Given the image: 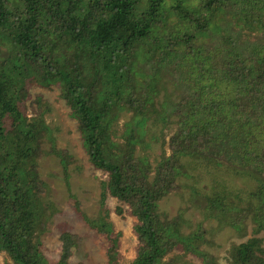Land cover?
Here are the masks:
<instances>
[{"label": "trees", "instance_id": "obj_1", "mask_svg": "<svg viewBox=\"0 0 264 264\" xmlns=\"http://www.w3.org/2000/svg\"><path fill=\"white\" fill-rule=\"evenodd\" d=\"M138 2L0 0V31L14 45L17 61L0 70V251L13 264H67L81 240L62 228L57 259L48 262L42 253L40 236L54 207L37 158L43 139L52 136L43 117L46 107L29 92L35 84L58 88L89 163L105 174L97 214L87 216L77 201L74 210L104 237L106 264H119L120 258V232L106 220L107 195L124 204L115 207L117 214L135 218L130 264H167L164 256L179 248L215 264L199 248L205 232L200 224L184 234L181 213L168 217L158 209L159 200L179 188L180 176L201 168L252 180L253 187L244 190L230 186L227 191L220 184L200 200L205 216L216 219L218 227L229 226L243 237L251 226V236L230 244V262L264 264L257 236L264 230V0H199L194 10L173 7L187 28L181 35L166 36L161 55L168 58L167 65L173 64L168 60L175 53L193 52L198 32L212 31L218 39L206 49L212 70L202 73L196 67V76L193 64L183 65L187 72L181 77L190 80L193 74L202 85L181 91L172 104H160L162 111L147 84L137 86L133 68L139 48L147 57L156 42L149 45L147 39L155 33L162 0H142L141 8ZM251 31L255 39L248 38ZM122 111L130 115L116 140ZM148 120L176 124L167 139L169 152L161 151L154 165L137 149L144 143ZM49 152L64 167L71 159L61 149Z\"/></svg>", "mask_w": 264, "mask_h": 264}, {"label": "rangeland", "instance_id": "obj_2", "mask_svg": "<svg viewBox=\"0 0 264 264\" xmlns=\"http://www.w3.org/2000/svg\"><path fill=\"white\" fill-rule=\"evenodd\" d=\"M138 1L141 8L142 0ZM198 1L162 0L155 33L147 39L149 45L152 40L156 42L148 48L149 55L147 57L143 55L142 47H140L134 59L133 68L137 86L147 84L150 98L154 102L157 100L154 105L160 111L163 110V104H172L181 91L191 92L197 86L202 85L203 82L198 81H202V79L197 80L195 77L198 75L196 67L200 68L202 73L212 70L207 62L208 58L206 59L208 44L218 39L212 31L198 32L196 40L192 44L194 45L193 52L190 51L185 56L181 52L175 53L168 60L173 62L171 65H167L164 60L168 58H163L161 55V48L165 43L166 36L171 35L173 38L175 35H181L187 28L174 12L173 7L178 4L186 10H194ZM218 22L221 26L222 20L219 19ZM231 34L233 35L234 32ZM255 35L256 32L251 31L248 38L255 39ZM197 49L198 51H196ZM15 51V47L7 35L0 31V70L17 63ZM190 64L194 65L192 73L195 75H191L193 79H183L180 75L181 72H187L183 65ZM177 78L183 82L176 81ZM29 92L31 97L40 96L41 105L46 107L43 117L52 136V138L45 137L43 139L42 152L37 158L39 175L48 185L49 198L54 207L46 230L40 236L42 253L48 262L57 259L60 244L59 231L62 228H67L81 236L78 245L72 248V254L67 264H106L104 237L83 223L74 210V203L77 201L78 208L87 216L94 217L97 214L100 210V183L105 179V174L94 169L89 163L76 121L71 117L68 106L59 97L58 88L53 86L48 89L34 84L30 87ZM29 113L30 110H28ZM129 115V111H122L119 115L116 123V140L120 139L119 134L124 128L123 123L129 118ZM171 118L173 120L174 117ZM145 126L148 130L143 136L144 143L141 144L142 147L137 146V149H139V153L145 154L149 162L154 165L161 151L169 152L167 139L174 131L176 124L174 121H157L152 124V120H148ZM51 147L64 150L70 155L71 159L67 161L65 167L59 156L49 152ZM178 182L177 190L169 192L159 200L160 213L166 214L168 217L181 213L183 222L180 230L184 234L193 231L200 224L205 232L203 233L204 240L201 241L199 248L212 256L208 260L215 261V264H232L227 250L232 242L239 243L251 236V226L248 224L247 234L243 237L237 236L229 226L220 225L218 227L216 219L205 216L200 196L212 194V190L215 188L218 191L220 184H224L227 191H230V186L244 190L253 187L252 180L243 175H229L223 169L201 168L199 171H191L188 175L180 176ZM116 206L125 207L116 198L107 195L104 200L106 220L120 232L119 264H130L136 243L132 232L135 218L124 212L121 215L117 214ZM257 236L262 238L264 247V230H261ZM178 240L182 241L183 237L179 236ZM163 261L167 264H205L201 258L191 252H185L181 248L174 249L165 255ZM0 264H13L4 251H0Z\"/></svg>", "mask_w": 264, "mask_h": 264}]
</instances>
